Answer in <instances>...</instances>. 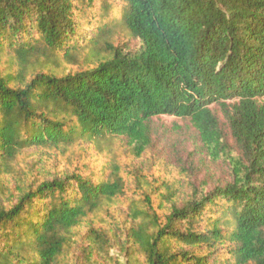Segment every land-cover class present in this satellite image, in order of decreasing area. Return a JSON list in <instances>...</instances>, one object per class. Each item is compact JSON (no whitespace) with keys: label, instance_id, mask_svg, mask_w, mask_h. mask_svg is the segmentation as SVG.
Segmentation results:
<instances>
[{"label":"trees","instance_id":"trees-1","mask_svg":"<svg viewBox=\"0 0 264 264\" xmlns=\"http://www.w3.org/2000/svg\"><path fill=\"white\" fill-rule=\"evenodd\" d=\"M117 1L0 0V64L19 66L0 73V264H63L75 231L125 195L115 162L102 177L30 176L18 169L24 153L80 144L104 152L127 138L140 158L161 116L190 120L230 181L194 186L165 219L147 197L130 233L143 261L117 264H264V0ZM121 33L138 47L121 46ZM5 178L18 180L6 201ZM85 242L113 248L93 225Z\"/></svg>","mask_w":264,"mask_h":264},{"label":"rangeland","instance_id":"rangeland-1","mask_svg":"<svg viewBox=\"0 0 264 264\" xmlns=\"http://www.w3.org/2000/svg\"><path fill=\"white\" fill-rule=\"evenodd\" d=\"M119 39L121 46L131 49L138 47L137 41L124 33ZM18 69L19 66L12 67L7 59L0 64L2 74L14 73ZM74 69L77 70L76 67ZM64 70H59L58 74L66 73L70 67L65 66ZM212 110L221 123L229 150L236 153V142L221 108L213 106ZM149 130L150 145L140 158L135 155L127 138L117 139L111 147L105 146L104 152L94 145L80 144L67 150L32 149L20 157L18 169L30 176L44 170L63 173L83 169L102 177L101 169L112 162L117 163L122 170L126 183L125 195L104 212L85 222L84 228L75 231L73 253L63 260V264L143 261L138 247L130 239V233L141 222L133 213L145 210L147 197L157 215L165 219L174 205L180 207L186 203L194 186L209 192L214 186L230 181L228 163L210 157L190 120L161 116L151 120ZM4 183L9 187L5 189L6 201L10 199V193L15 191L18 180L5 178ZM91 225L101 229L111 241L113 248H109V255L87 246L85 236Z\"/></svg>","mask_w":264,"mask_h":264}]
</instances>
